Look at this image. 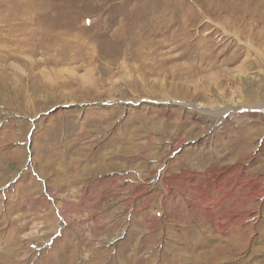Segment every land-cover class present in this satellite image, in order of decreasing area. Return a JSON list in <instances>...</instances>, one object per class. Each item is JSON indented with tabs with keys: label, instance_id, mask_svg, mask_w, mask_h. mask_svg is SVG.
<instances>
[{
	"label": "rangeland",
	"instance_id": "1",
	"mask_svg": "<svg viewBox=\"0 0 264 264\" xmlns=\"http://www.w3.org/2000/svg\"><path fill=\"white\" fill-rule=\"evenodd\" d=\"M0 264H264V0H0Z\"/></svg>",
	"mask_w": 264,
	"mask_h": 264
},
{
	"label": "bare ground",
	"instance_id": "2",
	"mask_svg": "<svg viewBox=\"0 0 264 264\" xmlns=\"http://www.w3.org/2000/svg\"><path fill=\"white\" fill-rule=\"evenodd\" d=\"M135 21H136V20H135ZM230 104H231V103H230ZM230 104H229V105H226V106H227V107H226V111L222 112V114H224V113H226V112L229 111L230 106H231ZM238 104H239V102H238V101H235L234 105H238ZM222 114H221V115H222ZM229 244H230V243H229Z\"/></svg>",
	"mask_w": 264,
	"mask_h": 264
}]
</instances>
